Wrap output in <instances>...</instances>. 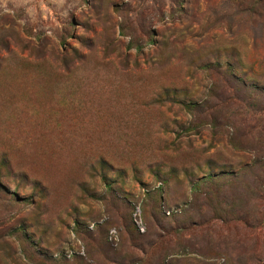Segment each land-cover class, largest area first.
<instances>
[{"label": "rangeland", "instance_id": "374dc122", "mask_svg": "<svg viewBox=\"0 0 264 264\" xmlns=\"http://www.w3.org/2000/svg\"><path fill=\"white\" fill-rule=\"evenodd\" d=\"M0 264H264V0H0Z\"/></svg>", "mask_w": 264, "mask_h": 264}]
</instances>
